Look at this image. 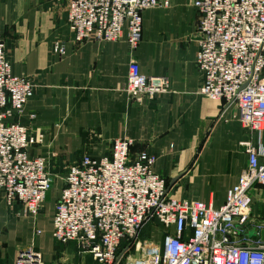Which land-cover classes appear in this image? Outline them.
<instances>
[{"label":"built area","instance_id":"obj_1","mask_svg":"<svg viewBox=\"0 0 264 264\" xmlns=\"http://www.w3.org/2000/svg\"><path fill=\"white\" fill-rule=\"evenodd\" d=\"M190 1L200 14V95L224 102L226 108L234 106L244 128L258 134L257 145L242 143L248 166L228 191L226 203L214 209L204 202L169 197L166 179L155 172L156 156L147 151L132 156L131 138L115 139L109 155H83L67 170L53 224L58 248H69L79 258L71 264H89L88 257L93 264H264V244L240 240L250 217L252 190L264 185V0ZM170 3L67 0V24L77 45L118 42L126 35L136 50L144 13ZM53 51L66 53L60 43ZM36 89L29 77L13 73L0 41V192L9 207L20 205L34 220L54 182L47 160L30 157L31 148L43 145L45 135L19 121ZM126 92L134 102H153L171 88L167 77L145 75L132 61ZM150 220L162 226L161 256L160 248L147 240L146 256L134 259L130 251L141 248L140 233ZM14 264L46 263L41 252L30 248Z\"/></svg>","mask_w":264,"mask_h":264},{"label":"crops","instance_id":"obj_2","mask_svg":"<svg viewBox=\"0 0 264 264\" xmlns=\"http://www.w3.org/2000/svg\"><path fill=\"white\" fill-rule=\"evenodd\" d=\"M170 2L144 13L142 41L132 50L126 35L118 42L77 45L67 24V0H0V41L13 73L37 85L19 121L45 135L30 157L45 158L54 178L41 211L50 224L43 240H38L45 234L42 214L37 220L25 216L0 192V264H14L30 248L47 264L58 263L53 224L67 170L85 154L109 155L120 137L134 140L132 156L142 151L156 156L155 172L166 179L169 197L214 209L226 203L248 166L242 143L257 145L258 134L244 128L234 106L200 95V14L190 0ZM55 43L65 46V55L53 51ZM132 61L145 75L167 77L171 92L153 102L132 101L126 92ZM251 196L240 240L264 244V185L255 186ZM150 222L158 226V238L145 231L148 222L143 236L162 244L161 224Z\"/></svg>","mask_w":264,"mask_h":264},{"label":"rangeland","instance_id":"obj_3","mask_svg":"<svg viewBox=\"0 0 264 264\" xmlns=\"http://www.w3.org/2000/svg\"><path fill=\"white\" fill-rule=\"evenodd\" d=\"M40 215H39L40 216L39 223H40V226L43 228V230H45V234L41 235L38 238V240H43V239H46V234L50 229V224L47 222L48 218L46 219V217H42V216H44V213H40ZM156 227H158V226L154 222L149 221L146 225L145 231L147 233H149L150 235H155L158 238L157 233L159 231L157 230ZM143 233H144V230L141 232V235L139 237V240L142 243L141 248H139V250H137L136 247H133L132 250L130 251V256H132L134 259L135 258H141L143 256H146V254H147V247L148 246L146 245V241L149 239L145 238L143 236ZM150 241L154 244L155 247L160 248L159 254L161 256V243L159 244L156 241H152V240H150ZM62 249L57 248V254H58L57 255V262L58 263L53 262L52 264H71V263L78 262L79 258L73 254V251L71 249H69V248L64 249V247H62ZM156 252H157V249H156ZM87 262H89V264H93V261L90 257L87 258Z\"/></svg>","mask_w":264,"mask_h":264},{"label":"trees","instance_id":"obj_4","mask_svg":"<svg viewBox=\"0 0 264 264\" xmlns=\"http://www.w3.org/2000/svg\"><path fill=\"white\" fill-rule=\"evenodd\" d=\"M79 261V260H78ZM89 263V262H88Z\"/></svg>","mask_w":264,"mask_h":264}]
</instances>
